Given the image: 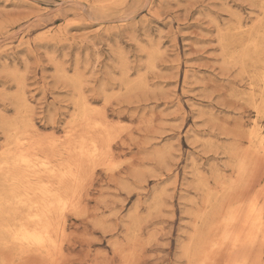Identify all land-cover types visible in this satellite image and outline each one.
<instances>
[{
  "label": "rangeland",
  "instance_id": "1",
  "mask_svg": "<svg viewBox=\"0 0 264 264\" xmlns=\"http://www.w3.org/2000/svg\"><path fill=\"white\" fill-rule=\"evenodd\" d=\"M263 70L264 0H0V264H264ZM21 153L81 167L39 168L71 201L46 250L11 237L40 209L2 204ZM253 201L251 240L211 246Z\"/></svg>",
  "mask_w": 264,
  "mask_h": 264
},
{
  "label": "bare ground",
  "instance_id": "2",
  "mask_svg": "<svg viewBox=\"0 0 264 264\" xmlns=\"http://www.w3.org/2000/svg\"><path fill=\"white\" fill-rule=\"evenodd\" d=\"M260 83H261L262 87L264 88V70H263V73H262L261 78H260ZM258 113H259V115L262 118H264V104H263V106L261 108H258ZM80 117L81 118H86L88 116H87L86 113H81ZM98 122H100V121H98ZM71 137L73 138V136H71ZM250 139L252 141H254L253 140L254 139L253 136H251ZM16 143H18V142H16ZM98 147L96 145L95 146L93 145V149L92 150L90 149V151H84V149H83V141H82L80 143L78 149L77 148L76 149L78 150V152L82 156L84 155L85 157H87L88 155H93V156L96 155V156H98L100 154V152H99L100 149H98ZM84 156H83V158H85ZM105 156H107V155H105ZM31 157L32 156H30L27 153H23V154L21 153V155L12 156L11 157L12 158L11 161H6L5 166H9V165L11 166V163L12 162L14 163L13 165H17V164L21 165L24 168V170L28 173V176H27V174H24L23 175V174H18L17 173L15 177H12V179H11V181H12L11 182V185L13 186L12 188L15 189L16 191L17 190H20V189H24L26 191V193L24 191L23 192L25 194H21L20 192L18 194L17 193L16 194L14 193L11 199H8L6 197L4 199V201H3L4 203H2V204L5 205L6 203L8 204V203H13L14 202L16 204L29 205V207L30 206L31 207H35V208L37 207V209H40V210H38L39 211L38 213L34 214L35 213L34 212L33 215L30 218H28V219H31V221L34 222V225L33 226H28L27 224L20 223L19 227L15 230V232H12V231H10V232H12L11 237L15 241H17V242H20V243L25 244V245L26 244H28V245H36V246H38L41 249H45V248H47L51 244L52 239H53V232L55 233V231H56V229L54 228V226L52 224V221H51V219H52L51 214L54 213V210H55V208H56L57 205H59L60 207L66 208V207H68L70 205L71 201L68 198L63 197L61 195V193L59 192V188L60 187L59 188L57 187V189H55L52 184L51 185H48L49 184L48 183L49 181L47 182L48 184H45L46 182L43 183V184L40 183V172L41 171L39 170V168H41V167L42 168H45V171L48 173L47 175H49L50 178L52 177L54 179H57V181L61 184L65 180H68V179H71V180H73V181H75L77 183V181L79 180L78 176L80 174L77 175L76 172L81 167L80 166H79V168L76 167L74 163H67L63 167H60V168L56 169L54 167H51L50 162L48 161L47 158H42L41 157V159H42L41 160V159H38L40 157H37L36 158L37 160L35 159V161H34L32 159L33 157L32 158ZM52 165H54V164H52ZM75 168H78V169H76V172L74 170ZM26 172H24V173H26ZM81 180H82V178H81ZM23 182H27V185L24 184ZM54 186H56V185H54ZM11 193H13V192H11ZM31 193L32 194H35V195L38 194L40 196V201H34L33 200V202H32V196L33 195L30 197V194ZM34 197H37V196H34ZM258 203L259 202L253 201L246 208H244V209L241 208L242 210H238V209H234V208H232L230 211L228 210L227 213H226V216L223 217L220 220L219 226L217 225L218 227H223V232L221 233V237H220V240L221 241L220 240L217 241V242L214 241L213 243H211V246H213V247L214 246H219L220 244L221 245L222 244H225V242L226 241H229V240L230 241H233L234 242V245H238L239 246V244L241 243V241L244 240V239L241 238L243 235L240 232H243L244 230L246 231L248 228L251 230V233L248 232L250 234L247 235V238H249V239L252 238L253 234H255V233L258 232V229L260 227V224L262 222V217H263L262 209L260 208V206L258 205ZM242 211H243V213H242ZM241 213L243 215L242 217H240L241 216ZM0 214H1V212H0ZM240 218H243V219L241 220ZM238 220L239 221L240 220L242 221V223H243V226L242 227L244 229L242 231H240V232H236V231L233 232V231H231L232 230L231 228H233L234 224L237 223ZM3 227L5 228V226H3ZM221 230H222V228H221ZM244 237H246V236H243V238ZM207 238L204 237V239L206 240L204 243H206V244H207V240H208ZM246 241H247V239L245 240V242ZM200 242H202L201 239L199 241L198 251H199V249H201L200 246L202 245ZM209 244H207V245L209 246ZM202 246H204V248L206 247L205 244L202 245ZM229 248H230V246H229ZM242 264H244V263H242Z\"/></svg>",
  "mask_w": 264,
  "mask_h": 264
}]
</instances>
